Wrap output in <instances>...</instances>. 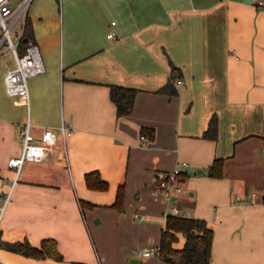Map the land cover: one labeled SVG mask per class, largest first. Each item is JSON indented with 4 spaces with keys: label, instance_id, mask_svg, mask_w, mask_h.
<instances>
[{
    "label": "crops",
    "instance_id": "0c3cea01",
    "mask_svg": "<svg viewBox=\"0 0 264 264\" xmlns=\"http://www.w3.org/2000/svg\"><path fill=\"white\" fill-rule=\"evenodd\" d=\"M25 16L45 66L28 79L32 132L64 123L72 134L65 151L24 162L15 180L7 162L20 152L26 109L4 90L12 55L0 68V264H160L139 250L159 244L167 205L155 182L180 161L183 207L213 230L209 264H264V5L30 0ZM172 66L180 83L169 95L160 90ZM110 85L137 90L128 115H116ZM215 159L220 177L208 175ZM93 171L105 190L86 186ZM44 238L61 260L6 246Z\"/></svg>",
    "mask_w": 264,
    "mask_h": 264
},
{
    "label": "built area",
    "instance_id": "2783aa9c",
    "mask_svg": "<svg viewBox=\"0 0 264 264\" xmlns=\"http://www.w3.org/2000/svg\"><path fill=\"white\" fill-rule=\"evenodd\" d=\"M29 2L30 0H0V54L9 49L15 61L14 67L4 74V90L15 104L24 106L26 109V119L18 131L20 152L17 156L9 158L7 162L9 167L14 169L15 180L24 162L40 161L51 155L56 146H60L65 151V140L72 134V129L64 123L60 124L56 132L50 128H43L39 135L32 132V123L29 121L28 79L44 73L45 66L39 47L33 40L26 41L22 52L17 51V43L22 34ZM257 4L264 5V0H257ZM19 22L20 25H18ZM111 24H114V21ZM12 33H14V38ZM113 36V32L107 34V37ZM179 83L180 81L177 80L176 84ZM142 139L144 144L147 136H142ZM187 165L186 161L178 162L171 170L161 173L155 182L156 193L163 198L167 205L163 213L164 218L168 215L192 218L190 211L183 207L182 197L184 194L183 168ZM133 218L142 220L144 216L134 213ZM139 255L158 257L159 246L145 247L139 250Z\"/></svg>",
    "mask_w": 264,
    "mask_h": 264
},
{
    "label": "trees",
    "instance_id": "16d2710c",
    "mask_svg": "<svg viewBox=\"0 0 264 264\" xmlns=\"http://www.w3.org/2000/svg\"><path fill=\"white\" fill-rule=\"evenodd\" d=\"M29 39H32L31 24L25 16L22 34L17 43L19 53L22 52L24 44ZM175 71L177 68L172 66L169 79L160 91L167 92L169 95L176 94L175 80L178 76L174 74ZM136 92L137 90L134 88L119 85L109 86V97L115 104L117 116L128 115L131 112ZM216 126V120L213 116L209 120L207 130L203 135L207 138H215ZM141 130L143 133L148 132L146 129ZM221 167L222 160L215 159L208 168V175L220 177ZM84 178L88 188L105 190L108 187L107 182L99 176L97 171L86 173ZM123 197V187L119 186L112 206L120 210ZM81 205H83L82 202ZM178 235L184 238V242L179 248L173 246L178 241ZM212 239L213 230L206 225L204 220L168 215L165 218L158 244L160 264H209ZM6 246L10 250L27 257L37 259L49 257L61 260V255L57 251L56 242L53 238L42 239L39 246H33L27 240L6 243Z\"/></svg>",
    "mask_w": 264,
    "mask_h": 264
},
{
    "label": "rangeland",
    "instance_id": "374dc122",
    "mask_svg": "<svg viewBox=\"0 0 264 264\" xmlns=\"http://www.w3.org/2000/svg\"><path fill=\"white\" fill-rule=\"evenodd\" d=\"M20 24V22L18 23V25ZM12 37L14 38V33H12ZM12 60V54L10 52V50H5L2 52V54H0V68L2 66H4L8 61ZM182 242H180L181 245Z\"/></svg>",
    "mask_w": 264,
    "mask_h": 264
}]
</instances>
